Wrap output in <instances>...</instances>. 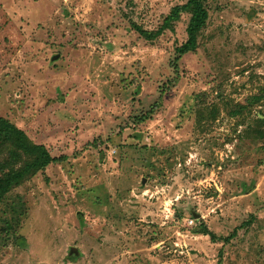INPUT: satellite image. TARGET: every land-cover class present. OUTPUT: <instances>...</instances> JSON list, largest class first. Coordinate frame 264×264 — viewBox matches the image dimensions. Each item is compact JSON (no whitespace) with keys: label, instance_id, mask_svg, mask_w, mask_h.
Here are the masks:
<instances>
[{"label":"rangeland","instance_id":"obj_1","mask_svg":"<svg viewBox=\"0 0 264 264\" xmlns=\"http://www.w3.org/2000/svg\"><path fill=\"white\" fill-rule=\"evenodd\" d=\"M185 1L0 0V116L57 158L0 203V264H264V0H205L174 62L189 13L133 25Z\"/></svg>","mask_w":264,"mask_h":264},{"label":"trees","instance_id":"obj_2","mask_svg":"<svg viewBox=\"0 0 264 264\" xmlns=\"http://www.w3.org/2000/svg\"><path fill=\"white\" fill-rule=\"evenodd\" d=\"M204 3L205 0H186L182 4L173 6L155 30H147L135 24L133 28L144 39L152 40L163 30L171 28L182 12L189 13L185 27L186 40L174 49L173 61L176 62L182 55L196 50L197 35L207 19ZM0 147H6L5 155H0V203L13 187L57 159L50 155L43 144L34 143L21 128L2 116H0ZM196 231L198 234H206L215 239L214 234L204 225ZM231 235L224 237V240L227 241Z\"/></svg>","mask_w":264,"mask_h":264},{"label":"water","instance_id":"obj_3","mask_svg":"<svg viewBox=\"0 0 264 264\" xmlns=\"http://www.w3.org/2000/svg\"><path fill=\"white\" fill-rule=\"evenodd\" d=\"M58 57V54H54L51 56V59H56ZM72 251L76 252V249L74 247H71L69 250V253H72Z\"/></svg>","mask_w":264,"mask_h":264}]
</instances>
